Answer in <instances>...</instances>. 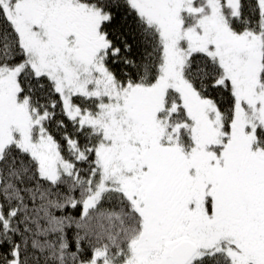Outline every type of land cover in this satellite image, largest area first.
I'll use <instances>...</instances> for the list:
<instances>
[{
  "label": "snow or ice",
  "instance_id": "6c2138e0",
  "mask_svg": "<svg viewBox=\"0 0 264 264\" xmlns=\"http://www.w3.org/2000/svg\"><path fill=\"white\" fill-rule=\"evenodd\" d=\"M0 264H264V0H0Z\"/></svg>",
  "mask_w": 264,
  "mask_h": 264
}]
</instances>
